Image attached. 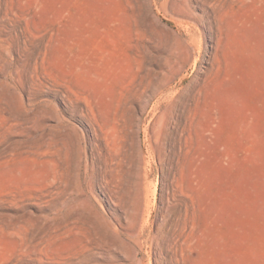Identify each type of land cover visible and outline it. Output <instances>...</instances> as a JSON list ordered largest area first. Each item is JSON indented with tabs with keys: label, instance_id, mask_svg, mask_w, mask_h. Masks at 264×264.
I'll list each match as a JSON object with an SVG mask.
<instances>
[{
	"label": "rangeland",
	"instance_id": "1",
	"mask_svg": "<svg viewBox=\"0 0 264 264\" xmlns=\"http://www.w3.org/2000/svg\"><path fill=\"white\" fill-rule=\"evenodd\" d=\"M0 264H264V0H0Z\"/></svg>",
	"mask_w": 264,
	"mask_h": 264
},
{
	"label": "bare ground",
	"instance_id": "2",
	"mask_svg": "<svg viewBox=\"0 0 264 264\" xmlns=\"http://www.w3.org/2000/svg\"><path fill=\"white\" fill-rule=\"evenodd\" d=\"M107 187L109 188V186H107ZM110 192H111V191H109L108 193H110ZM93 196H95V195H93ZM95 197H96V196H95ZM88 200H90V199H88ZM96 200H97V199H96ZM98 202H100V201L98 200ZM85 203H86V202H85ZM88 206H89V205H88ZM100 207H102V206H100ZM89 208H90V207H89ZM92 208H93V207H92ZM92 210H93V209H92ZM93 213H94V212H93ZM95 213H96V212H95ZM97 216H99V215H97ZM94 218H95V217H94ZM95 219H96V218H95ZM98 219H99V218H98ZM136 220H137V219H136ZM97 221H99V220H97ZM101 222H102V221H101ZM103 223H104V222H103ZM103 223H102V224H103ZM104 224H105V223H104ZM135 224H136V223H135ZM133 225H134V224H133ZM131 226H132V225H131ZM106 227H107V226H106ZM108 230H109V229H108ZM126 238H127V237H126ZM115 239H116V238H115ZM117 239L119 240V238H117ZM117 239H116V240H117ZM127 239H128V238H127ZM126 242H127V240H126ZM129 244L131 245L132 243H129ZM129 244H128V245H129Z\"/></svg>",
	"mask_w": 264,
	"mask_h": 264
}]
</instances>
